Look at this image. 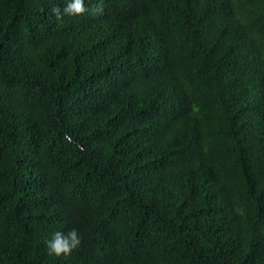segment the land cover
I'll list each match as a JSON object with an SVG mask.
<instances>
[{"label":"trees","instance_id":"1","mask_svg":"<svg viewBox=\"0 0 264 264\" xmlns=\"http://www.w3.org/2000/svg\"><path fill=\"white\" fill-rule=\"evenodd\" d=\"M68 2L0 0V264H264V0Z\"/></svg>","mask_w":264,"mask_h":264},{"label":"clouds","instance_id":"2","mask_svg":"<svg viewBox=\"0 0 264 264\" xmlns=\"http://www.w3.org/2000/svg\"><path fill=\"white\" fill-rule=\"evenodd\" d=\"M87 11L84 0H69L63 8L62 13L68 16H82ZM61 9L58 7L52 8V14L57 20L61 19ZM82 243L80 233L75 229H70L67 233L56 232L52 239L47 243V252L50 256L67 257L75 250L79 249Z\"/></svg>","mask_w":264,"mask_h":264}]
</instances>
